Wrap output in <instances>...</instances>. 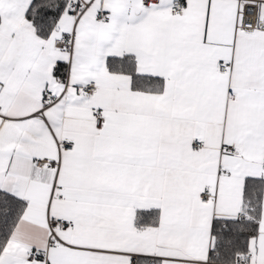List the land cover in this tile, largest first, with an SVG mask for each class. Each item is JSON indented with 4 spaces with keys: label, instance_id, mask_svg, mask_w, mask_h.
I'll return each instance as SVG.
<instances>
[{
    "label": "snow or ice",
    "instance_id": "obj_1",
    "mask_svg": "<svg viewBox=\"0 0 264 264\" xmlns=\"http://www.w3.org/2000/svg\"><path fill=\"white\" fill-rule=\"evenodd\" d=\"M0 264H264V0H0Z\"/></svg>",
    "mask_w": 264,
    "mask_h": 264
}]
</instances>
